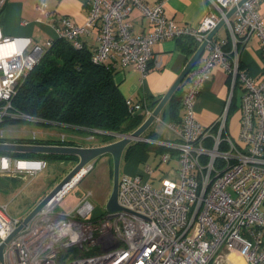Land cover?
I'll use <instances>...</instances> for the list:
<instances>
[{"label": "built area", "instance_id": "1", "mask_svg": "<svg viewBox=\"0 0 264 264\" xmlns=\"http://www.w3.org/2000/svg\"><path fill=\"white\" fill-rule=\"evenodd\" d=\"M241 1L207 0V13L196 26H177L164 14L165 0L153 4L89 0L87 22H99L100 30L99 43L91 53L96 64L118 71L131 67L144 74L161 67V57L153 53L154 43L178 38H191L198 46L207 42L206 55L188 74L184 113L173 127L176 139L139 140L166 147L163 162L176 151L178 178H162L161 185L154 187L139 174H122L117 202L123 209H105L98 217H93L90 191L69 212L56 210L76 181L66 184L5 243L0 264H233V254L244 264H264V78L257 82L240 63V49L250 37L256 36L264 50V22L257 9L261 0ZM5 3L0 0V14ZM134 7L148 20L150 31L131 33L126 18ZM36 9L48 14L45 0H37ZM220 19L228 37L208 39ZM51 20L58 37L74 48L84 46L82 36L88 33L84 25L68 17ZM52 42L48 39L44 46L29 47L28 37L5 36L0 26V122L21 118L10 111L11 99ZM217 64L227 73L228 94L222 112L205 126L196 119L193 102ZM238 86L242 90L237 106L240 130L234 138L227 132V117ZM125 102L130 112H141L144 120L152 113L146 102L130 97ZM31 138H36L34 133ZM45 165L43 160L0 155V173L35 176ZM91 168H83L77 181ZM147 172H152L150 167ZM8 208L0 204V241L23 219L11 215Z\"/></svg>", "mask_w": 264, "mask_h": 264}, {"label": "crops", "instance_id": "2", "mask_svg": "<svg viewBox=\"0 0 264 264\" xmlns=\"http://www.w3.org/2000/svg\"><path fill=\"white\" fill-rule=\"evenodd\" d=\"M45 1L48 10L47 15L41 14L36 9L37 0H6L0 14L2 34L11 37H28L30 39L29 47L35 45L44 46L46 40H55L58 38L57 25H55L51 19L68 17L75 23L84 25L88 30V33L82 36L83 45L85 47L92 51L95 46L98 45V36L100 31L99 22H96L95 24L87 22V15L90 9L89 0ZM144 1L149 4H153L156 0ZM207 5V0H165L164 14L168 19L173 20L177 26H196L207 13ZM257 9L262 22H264V0L259 2ZM126 19L131 24V33L134 35L148 32L152 29L148 20L141 15L140 10L136 7L131 10ZM220 28L216 31L213 37L218 40L227 38L228 32L226 27L224 26V31H221ZM184 39L185 38L167 39L153 44V53L161 57V67L158 69L151 68L144 74L131 67H126L120 70L115 75V80L123 97H130L134 102H146L147 104L149 102V98L156 99L161 97L176 80L184 68L187 60L193 54V52L190 53L183 51L182 42ZM206 53L207 51L204 50L200 59H202ZM240 63L241 67L245 69L249 75L253 76L257 82L264 78V50H262L256 36L250 37L241 47ZM188 81L189 79L187 78L183 83L182 96L188 85ZM227 94L228 76L223 67L217 64L212 69L210 79L203 84L199 94L194 99L193 110L195 112L196 119L205 126L211 125L215 121L216 117L222 112ZM232 101L235 103L236 107L232 109V115H230L231 112L228 113L227 132L235 138L239 121L237 106L240 104V100H236V91ZM154 107L155 105L150 108L153 109ZM183 113L184 111L181 98V107L179 109L180 122ZM179 123L171 121L168 117V106L166 103L161 109L159 115L156 117L154 123L143 134V137L153 133L157 139L149 137L148 139L174 140L176 139V133L173 130V127ZM160 124L164 126L166 131H160L159 127H157ZM41 125L43 127H41L38 132V136H36L39 140H56L64 138L76 141L75 146H96L95 144L81 145L78 143L79 141H77L80 133L69 128H64L66 129L65 133H57L59 131H55V127H60L53 124L42 123ZM136 156L138 157V160H141L140 165L137 164L138 161L134 159ZM145 156L158 157L157 163L154 167L158 168L159 164L162 163L165 165V170H163L160 175L154 176L153 174L155 168H153L150 164L143 162L145 161V159H143ZM103 157L106 158L107 156H101L99 159H104ZM39 160L45 161L46 165L35 176H31L29 173L25 172H22V174H13L12 172L0 173V193L3 192L4 195V197H0V204H7L9 207V213L13 216L23 218V216H26L27 213H29V211L34 208L46 195L45 194L37 201V194H39L41 186H36V184H58L66 173H68V171H70L71 168L78 162L77 157L76 159L68 161H58L47 158H40ZM54 163H59V165L52 166V169L50 170L51 174L50 171H44L45 168L48 167V164L53 165ZM147 167H150L152 170L151 173L147 172ZM178 168L179 164L176 151H171V159L163 162L161 161V153L140 149L133 152V154L129 157L127 162L124 164V172L122 174H139L141 175L143 181L149 182L154 187H159L161 185L162 178L177 180ZM90 171L91 169L82 178L76 181L75 184H80ZM154 182H156V184H154ZM13 184L19 185V188L13 187ZM30 191L32 194L31 196H29ZM262 209H264V207H262ZM231 260L233 264H244V260L236 254L231 255Z\"/></svg>", "mask_w": 264, "mask_h": 264}, {"label": "trees", "instance_id": "3", "mask_svg": "<svg viewBox=\"0 0 264 264\" xmlns=\"http://www.w3.org/2000/svg\"><path fill=\"white\" fill-rule=\"evenodd\" d=\"M225 48L228 46L226 45ZM182 49L190 53L194 52L197 49V43L191 38H185ZM91 53L92 51L85 46L74 48L64 38L58 37L53 40L38 64L19 82L11 99L10 111L21 118L7 117L2 121L27 120L23 117L29 116L37 120L34 123L53 124L84 134L94 140L95 145L114 142L118 139L117 135L136 130L144 121V115L141 112L129 111L115 80V75L119 71L92 62ZM187 78L188 76L167 101L168 117L175 123L180 122L179 109L183 83ZM158 98H149L147 106H153V102ZM234 107L236 105L232 101L229 113ZM145 137L157 139L153 133ZM5 141L76 145V141L64 138L39 140L21 137L4 140L0 137V142ZM137 148L161 154L168 150L152 142L132 141L123 151L122 158L126 159ZM0 155L37 160L40 158L58 161L76 159V156L67 154L0 151Z\"/></svg>", "mask_w": 264, "mask_h": 264}, {"label": "water", "instance_id": "4", "mask_svg": "<svg viewBox=\"0 0 264 264\" xmlns=\"http://www.w3.org/2000/svg\"><path fill=\"white\" fill-rule=\"evenodd\" d=\"M243 1V0H242ZM241 1V2H242ZM239 2V4H241ZM236 7H232L226 14L229 18L235 11ZM224 21L220 19L215 28L209 33L208 39H211L216 31L222 27ZM206 41H203L197 49L193 52L191 57L187 60L184 68L170 86V88L157 100L153 102L155 107L152 113L142 122V124L133 132L122 134L116 141L104 145H96L89 147L75 146V145H57V144H36V143H12L0 142V151L2 152H26V153H47V154H67L73 155L78 158V162L71 168V170L58 182V184L48 192L38 204L30 210V212L22 219V223L10 234L4 241H0V262H3V247L5 243L13 236L15 232L22 228L30 218L49 200L55 195L64 185L68 184L74 176L83 168L91 165V162L100 158L103 155H111L113 163V180L112 190L106 202L105 209L107 212H115L123 208L117 202L118 183L120 177V163L123 151L132 141H139L143 134L154 123L156 117L159 115L161 109L165 106L169 98L176 91L181 82L188 76V74L195 67L200 57L202 56Z\"/></svg>", "mask_w": 264, "mask_h": 264}, {"label": "rangeland", "instance_id": "5", "mask_svg": "<svg viewBox=\"0 0 264 264\" xmlns=\"http://www.w3.org/2000/svg\"><path fill=\"white\" fill-rule=\"evenodd\" d=\"M220 29L221 31H224L225 28L224 26H222ZM241 92H242L241 88L238 86L236 88V100H240ZM230 115H232V112ZM41 127L43 126L39 123H34L32 121L20 120V119L4 120L0 122V131H3L2 139L4 140H9V139L17 138V137H26V138L29 136L32 137L33 132H36L34 133L36 137L38 136V132L40 131ZM157 127H159L160 131L162 132L166 131V129L164 128L162 124H160ZM55 128H56L55 131L57 130L59 131L57 133L66 132V129L57 128V127ZM239 130H240V123L238 121V130H237L236 137H238ZM77 141H79L78 143H80L81 145L82 144L83 145L96 144L94 143L95 142L94 140L89 139L88 136H85L84 134H79V139H77ZM136 150H140V149L137 148L133 152H135ZM133 152L126 159L121 158L120 175L124 172V164L127 162L129 157L133 154ZM103 156H107V157L106 158L103 157L104 159H99L98 157L91 162L92 168H91L90 173H88L87 176L84 177V179L81 181L80 184H75L69 190V192L64 196L62 201H60L57 204L56 210L58 212L67 213L70 210L74 209L75 206L80 201V199H82V197L89 191L91 192L89 198L94 205L93 217H98L104 212L106 202L108 200L107 197H109L111 190H112V180H113V165L112 164L113 163H112L111 155H103ZM157 158L158 157H154V156L153 157L145 156L143 157V159H145V161L143 162L150 164L153 168H155L154 166L157 163ZM134 159L138 161L137 164L139 165L141 164V160H138L137 156ZM100 160H103V161H100ZM54 165H59V163H54L53 165L48 164V167L45 168L44 171L45 172L50 171L52 169V166ZM163 170H165V165L160 163L158 168L154 169L153 175L158 176ZM13 174H22V172H13ZM50 174H51V171H50ZM154 184H156V182H154ZM38 185H40L41 188H40L39 194H37L38 195L37 201L41 197H43L45 194L50 192L57 184H36V186ZM13 187L19 188V185L13 184ZM31 195L32 194L30 191L29 196ZM0 197H4L3 192L0 193ZM24 217L25 216H23V218Z\"/></svg>", "mask_w": 264, "mask_h": 264}, {"label": "bare ground", "instance_id": "6", "mask_svg": "<svg viewBox=\"0 0 264 264\" xmlns=\"http://www.w3.org/2000/svg\"><path fill=\"white\" fill-rule=\"evenodd\" d=\"M5 50H6V48H5ZM21 165H25V164L21 163ZM83 171H85V170H80L68 184H73L75 181H77V179L80 177V175L83 173Z\"/></svg>", "mask_w": 264, "mask_h": 264}]
</instances>
